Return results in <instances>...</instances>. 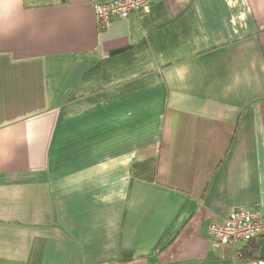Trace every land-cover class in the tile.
I'll use <instances>...</instances> for the list:
<instances>
[{
	"label": "crops",
	"instance_id": "crops-1",
	"mask_svg": "<svg viewBox=\"0 0 264 264\" xmlns=\"http://www.w3.org/2000/svg\"><path fill=\"white\" fill-rule=\"evenodd\" d=\"M102 1L0 0V264L264 260V0Z\"/></svg>",
	"mask_w": 264,
	"mask_h": 264
},
{
	"label": "built area",
	"instance_id": "built-area-1",
	"mask_svg": "<svg viewBox=\"0 0 264 264\" xmlns=\"http://www.w3.org/2000/svg\"><path fill=\"white\" fill-rule=\"evenodd\" d=\"M155 0H105L95 4V17L100 31L109 27L115 20H127L132 14L145 13ZM213 247L247 244L264 236V217L258 210L239 208L222 221L208 225ZM241 253L237 259H242ZM245 264H264V260H251Z\"/></svg>",
	"mask_w": 264,
	"mask_h": 264
}]
</instances>
